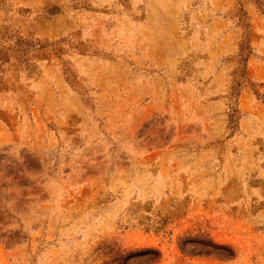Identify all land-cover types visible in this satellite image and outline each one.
I'll return each instance as SVG.
<instances>
[{"label": "rangeland", "instance_id": "obj_1", "mask_svg": "<svg viewBox=\"0 0 264 264\" xmlns=\"http://www.w3.org/2000/svg\"><path fill=\"white\" fill-rule=\"evenodd\" d=\"M0 264H264V0H0Z\"/></svg>", "mask_w": 264, "mask_h": 264}]
</instances>
